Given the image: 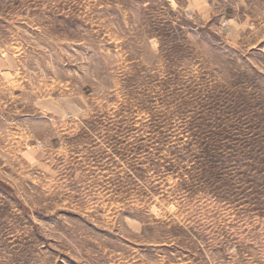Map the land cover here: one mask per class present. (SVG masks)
I'll return each instance as SVG.
<instances>
[{
  "label": "rangeland",
  "instance_id": "rangeland-1",
  "mask_svg": "<svg viewBox=\"0 0 264 264\" xmlns=\"http://www.w3.org/2000/svg\"><path fill=\"white\" fill-rule=\"evenodd\" d=\"M0 264H264V0H0Z\"/></svg>",
  "mask_w": 264,
  "mask_h": 264
}]
</instances>
